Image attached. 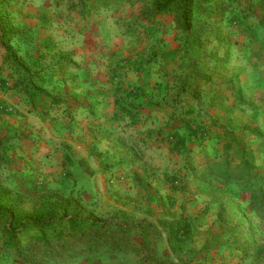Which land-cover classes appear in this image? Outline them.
<instances>
[{
    "label": "rangeland",
    "instance_id": "374dc122",
    "mask_svg": "<svg viewBox=\"0 0 264 264\" xmlns=\"http://www.w3.org/2000/svg\"><path fill=\"white\" fill-rule=\"evenodd\" d=\"M0 1V51L28 73L4 62L3 68L19 73V91L25 89L20 103L40 120L34 126L27 118L0 114V183L25 197L29 211L38 197L72 193L102 225L47 244L23 240L18 252L0 245V264H252L241 260L233 233L264 247V149L258 134L264 137V84L247 76L264 74L260 0H196L185 22L173 5L156 12L167 0ZM3 29L14 37L2 36ZM95 59L103 81L120 73L145 82L153 74L162 101L155 122L142 112L140 120L123 126L100 173H71V147L63 146L61 155L60 148L47 146L53 112L66 113V101L79 107L90 101L74 93L76 72L89 73L84 61ZM54 67L62 73V94L46 93L38 84L53 77ZM30 93L46 97L47 112L27 101ZM221 103L235 108L229 113ZM231 142L253 152L251 184L199 178L209 161L227 155L237 163L234 150H227ZM89 178H101L103 188L90 192ZM185 217L198 218V232L173 253L168 226Z\"/></svg>",
    "mask_w": 264,
    "mask_h": 264
},
{
    "label": "crops",
    "instance_id": "0c3cea01",
    "mask_svg": "<svg viewBox=\"0 0 264 264\" xmlns=\"http://www.w3.org/2000/svg\"><path fill=\"white\" fill-rule=\"evenodd\" d=\"M96 61L97 59L84 61L86 67L89 68V73H86L85 70L76 72V84L79 85V90H74V93L87 96L90 101H85L80 107L74 100L66 101L65 103L69 106L66 113L63 111L57 113V110L53 112L57 118L54 117L52 122L54 132L53 135L50 134L51 141L47 146L48 148L52 146L60 148L59 153L61 155L63 146L71 147V152L67 158L71 173L78 172L79 174L82 170H85L86 173H100L103 163L112 160L110 153L115 151L116 141L125 131L123 126L129 122L140 120L142 112L148 114L151 121L155 122L153 116H157L158 104L159 101H162L160 100L162 90L153 82L155 80L153 74L145 82H132L129 77L126 78L120 73L110 74L103 81V78L96 74L99 70L100 72L103 71V67L95 65ZM3 62V53L0 51V114L10 112L16 118H23L24 120L27 118L29 124L32 123L35 126L36 122H40V120L31 117L20 103V101H24V97L21 95L24 91H19L20 86L24 85L22 81L19 82L20 75L12 69H4ZM51 70L54 74L53 77L48 78L46 83H43V80H38V84L42 90L47 91H45L46 93L58 94L60 92L62 94L64 85L60 77L62 73L57 67ZM247 76L253 83L260 81L261 84H264V74L247 72ZM120 80L122 82L117 84L116 82ZM31 95V93L28 95L30 97L27 101L36 102L34 104L36 111L47 112V108L42 106L46 102V97H31ZM68 99L71 100V98ZM57 114H60L61 117ZM61 160H63L62 157ZM101 178L86 180L87 186L92 187L90 192L99 190H95V187L98 188L102 185Z\"/></svg>",
    "mask_w": 264,
    "mask_h": 264
},
{
    "label": "trees",
    "instance_id": "16d2710c",
    "mask_svg": "<svg viewBox=\"0 0 264 264\" xmlns=\"http://www.w3.org/2000/svg\"><path fill=\"white\" fill-rule=\"evenodd\" d=\"M194 1L196 0H167L165 3L158 4L156 12L172 10L171 5H173L179 19L185 22L188 19L187 15L191 8V3ZM198 1L203 2L205 0ZM3 3L4 1H0V5ZM257 7L264 12V0H260ZM3 32L2 36L6 35L10 39L14 37L5 29H3ZM225 59L226 55H223L219 63L223 65ZM6 63L21 70L22 73H28L27 69L22 67L16 58L11 55L7 54L4 56V64ZM26 92H30L29 89ZM219 108L231 113L235 105L226 106L221 103ZM258 134L262 138L259 148L264 149V137L260 133ZM231 146L232 142L228 145L227 150H234V156L238 159L237 163L234 164V161L227 155L218 162L209 161L206 163L203 173L199 174V178L202 176H214L244 185L251 184L254 178V175H252L255 161L253 152L249 148L238 150ZM26 204L27 200L25 197L13 193L12 190L0 183V245L2 250L18 252L22 249L23 240L34 245L38 243L47 244L52 241H59L64 236L78 234L84 229L95 230L102 226L87 211V206L81 198L74 196L72 193L67 196L51 193L46 197H38L34 201L31 211L25 208ZM234 214L238 217V213L234 212ZM241 223H243L242 219H238V224ZM198 224V218L192 217L181 218L169 224L167 242L173 253L180 251L187 241L196 236ZM147 231L148 228L141 229L142 238L145 241L148 240L147 238L145 239L148 234ZM19 235L23 239L20 240ZM233 236L236 246L242 253V261L251 259L252 264L264 262V247L257 246L248 237L245 239L246 243H243L244 239H242L243 234L241 233H233ZM250 251H253L254 256L249 255Z\"/></svg>",
    "mask_w": 264,
    "mask_h": 264
}]
</instances>
